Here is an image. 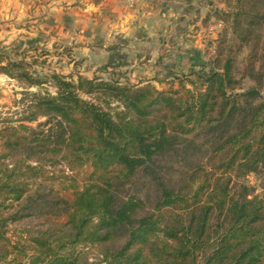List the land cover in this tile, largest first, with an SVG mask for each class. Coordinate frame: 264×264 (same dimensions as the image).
<instances>
[{
  "label": "trees",
  "instance_id": "obj_1",
  "mask_svg": "<svg viewBox=\"0 0 264 264\" xmlns=\"http://www.w3.org/2000/svg\"><path fill=\"white\" fill-rule=\"evenodd\" d=\"M226 4L231 37L196 80L55 75L56 95L25 92L0 126V264H264V195L245 183L264 174V0Z\"/></svg>",
  "mask_w": 264,
  "mask_h": 264
},
{
  "label": "rangeland",
  "instance_id": "obj_2",
  "mask_svg": "<svg viewBox=\"0 0 264 264\" xmlns=\"http://www.w3.org/2000/svg\"><path fill=\"white\" fill-rule=\"evenodd\" d=\"M55 1L35 0L36 7H44L38 11L33 6L29 10L27 0H0V126L17 119L25 92L56 95L55 75L74 80L84 77L118 82L129 87L151 85L159 91H166L168 83L176 78L196 80L198 74L214 69L219 50H223L219 49L221 41L225 36L231 37L227 32L229 25L223 22V13L232 10L226 0H176L170 13L165 12L161 19H146L147 27L142 28L138 35L125 37L119 34L104 41L101 45L107 46L110 54L100 51L97 52L99 57L94 59L85 51L75 53L68 45L54 42L59 32L55 27L56 19L60 16L52 8L46 11V7ZM167 2L170 5L169 0ZM43 18L48 19L44 24L53 30H47L40 23ZM259 33L262 37L258 45L261 55L264 25ZM252 46H244L237 52L234 75L241 90L256 86L249 77L250 68L254 65ZM101 53L105 57L110 55L109 59H101ZM1 67H7L15 78L2 72ZM23 71L39 85L32 87L27 81L16 78ZM63 170L71 174L68 169ZM245 183L253 196L264 195L263 173L248 176ZM34 225L25 226L30 228ZM93 254L90 263L97 264L98 259Z\"/></svg>",
  "mask_w": 264,
  "mask_h": 264
},
{
  "label": "crops",
  "instance_id": "obj_3",
  "mask_svg": "<svg viewBox=\"0 0 264 264\" xmlns=\"http://www.w3.org/2000/svg\"><path fill=\"white\" fill-rule=\"evenodd\" d=\"M35 0H27L29 10H42L43 6L36 7ZM168 1V0H167ZM56 0L47 5L46 11L51 8L60 17L56 19L59 29L58 38L54 42L59 45H68L73 52L85 51L89 57L97 59L98 53H109V48L101 45L104 41L120 36L138 35L142 28L147 27L146 19H161L165 12L170 13L172 4L176 0ZM26 8V10L28 9ZM154 16V17H153ZM157 17V19L155 18ZM47 18L40 21L45 25ZM47 30L54 29L46 26ZM146 29V28H145ZM102 49V50H101ZM101 59H109L110 55H103ZM110 54V53H109Z\"/></svg>",
  "mask_w": 264,
  "mask_h": 264
}]
</instances>
